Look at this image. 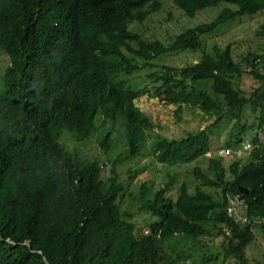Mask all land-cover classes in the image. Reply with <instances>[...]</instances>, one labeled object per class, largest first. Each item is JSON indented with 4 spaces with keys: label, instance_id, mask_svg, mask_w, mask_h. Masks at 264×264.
Wrapping results in <instances>:
<instances>
[{
    "label": "trees",
    "instance_id": "16d2710c",
    "mask_svg": "<svg viewBox=\"0 0 264 264\" xmlns=\"http://www.w3.org/2000/svg\"><path fill=\"white\" fill-rule=\"evenodd\" d=\"M172 3L188 18L221 3L233 7L166 45L128 30L157 11L158 0H0V58L7 62L0 67V264H175L185 253H166L172 237L189 239L196 252L217 239L223 261L252 264L245 251L255 227L264 246V49L235 62L230 45L206 53L202 41L264 12V0ZM255 34L264 36V24ZM175 51L201 58L161 66L148 75L152 85L139 90L120 79ZM243 75L252 80L249 93L239 88ZM148 92L178 113L187 106L214 118L180 139L158 136L151 153L158 164L188 165L208 151L237 150L246 107L258 130L249 163L238 158L225 168L221 158L207 159L205 170L193 169L191 191L183 183L172 193L173 177L156 190L141 184L138 195L129 191L118 167L140 152L154 127L135 105ZM224 117L232 128L224 147L214 149L211 129ZM120 139L125 150L114 157ZM95 144L114 157L106 179ZM235 197L244 223L227 212ZM135 200L129 213L125 205ZM137 214L144 215L145 233L137 231ZM211 261L218 253L201 254L200 263Z\"/></svg>",
    "mask_w": 264,
    "mask_h": 264
},
{
    "label": "rangeland",
    "instance_id": "374dc122",
    "mask_svg": "<svg viewBox=\"0 0 264 264\" xmlns=\"http://www.w3.org/2000/svg\"><path fill=\"white\" fill-rule=\"evenodd\" d=\"M158 2L159 9L157 11L151 13L148 18L144 19L141 23L129 24L128 30L140 34L148 41H160L166 45L181 32L212 20L218 14L219 9L231 6L221 3L213 8H205L199 11L193 18H188L172 3V0H158ZM263 24L264 12L252 17H243L229 22L212 35L202 38L205 44V52L210 53L213 46L224 48L230 45L235 62L241 61V57L245 56L250 50H257L260 52V50L264 49V36H256L255 32H258ZM200 58V52L175 51L167 53L163 57L151 60L150 67L141 68L132 76H121L120 79L128 82L129 85H127L133 89L139 90L146 84L152 85L148 75L158 72L161 66L181 68L198 62ZM0 63L1 68L6 65L7 62L4 56L0 58ZM238 85L239 88L249 93L252 89V80L249 76L243 75L238 81ZM150 93L151 92L142 94L135 100V105L149 118L154 127L150 132H147L144 147L140 152L135 157L125 160L123 164L118 167L120 178L129 184L128 190L137 195L139 194V186L141 184H145L154 188L153 190H156L157 188L164 187L172 177L174 180L169 187H173L172 193L175 192L174 188H178L183 183H185L191 191L195 184V179L192 175L193 169L198 166L202 170H205L207 159L217 158L218 156L212 155L210 158L205 157L201 162L170 167L156 162L154 156L151 154L152 145L157 140L158 136L169 140L180 139L186 137L188 134H194L199 130H204L213 123L214 118L206 116L196 108L191 109L187 106H181V111L178 113L176 106L168 104L166 101L159 98H153L150 96ZM254 118V113L250 108L246 107L241 122L247 125L246 132L243 133L242 136L243 142L252 141L258 131ZM232 124L233 122L230 117H224L217 127L211 129L210 141L214 149L224 147L225 140L229 135ZM64 140L66 143H69L67 139ZM95 147L93 151L98 152L102 159L101 167L104 169L102 178L106 179L109 176V161L113 160L118 152L125 150L124 142L120 139L115 144V151L111 152L114 157L110 155L107 156L105 150L102 149V152L96 144ZM238 158H240L241 163L244 165L249 163L251 159L250 155L233 154L232 156L222 158V163L226 168L232 161ZM129 171H131V173H129ZM133 173L134 177L130 179ZM231 202L233 205H236L234 218L239 223H244L245 211L244 209H240V201L235 197ZM135 206L137 207L136 200L128 201L125 205V209L129 213H132L136 211ZM135 220L138 225V233H145L146 227L141 226L144 215L137 214ZM262 223L264 222L262 221ZM253 231L254 240L246 248L245 254L252 264H264V246L261 235L256 227ZM191 244L189 239L180 237H172L164 242L166 253L173 256L179 254L180 251L185 253V257H183L182 261H177L175 258V261H177L175 264H233L232 259L222 260L224 251L219 247L217 239H213V243L209 242L207 244V249H200L197 250V252L195 249H197L198 246H194V249H192ZM211 253H218V261L200 263L201 254H205L209 257Z\"/></svg>",
    "mask_w": 264,
    "mask_h": 264
},
{
    "label": "built area",
    "instance_id": "2783aa9c",
    "mask_svg": "<svg viewBox=\"0 0 264 264\" xmlns=\"http://www.w3.org/2000/svg\"><path fill=\"white\" fill-rule=\"evenodd\" d=\"M255 147H257V144H254L252 141H245V142H242L240 147L235 151L230 149V148H220V149L214 151L213 153L211 151H208L205 154V157L210 158L213 155V156H218L219 158L222 159V158H226V157L230 156L233 153H236V154H246L247 153V154H249ZM235 207H236V205H233L231 202V205L227 209V212L229 215L234 216ZM261 221L264 222V218Z\"/></svg>",
    "mask_w": 264,
    "mask_h": 264
},
{
    "label": "water",
    "instance_id": "95a60500",
    "mask_svg": "<svg viewBox=\"0 0 264 264\" xmlns=\"http://www.w3.org/2000/svg\"><path fill=\"white\" fill-rule=\"evenodd\" d=\"M241 191L246 193V191L244 189H241Z\"/></svg>",
    "mask_w": 264,
    "mask_h": 264
}]
</instances>
